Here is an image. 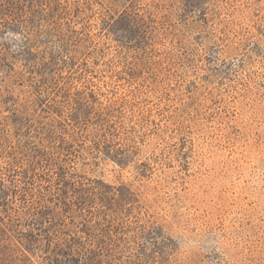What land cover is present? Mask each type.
<instances>
[{"label":"rangeland","instance_id":"obj_1","mask_svg":"<svg viewBox=\"0 0 264 264\" xmlns=\"http://www.w3.org/2000/svg\"><path fill=\"white\" fill-rule=\"evenodd\" d=\"M0 264H264V0H0Z\"/></svg>","mask_w":264,"mask_h":264}]
</instances>
